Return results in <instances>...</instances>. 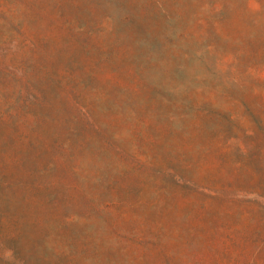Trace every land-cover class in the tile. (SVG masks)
Masks as SVG:
<instances>
[{"label":"rangeland","instance_id":"374dc122","mask_svg":"<svg viewBox=\"0 0 264 264\" xmlns=\"http://www.w3.org/2000/svg\"><path fill=\"white\" fill-rule=\"evenodd\" d=\"M254 1H39L78 30L56 44L62 60L84 72L92 121L86 130L58 105L34 149L19 142L23 163L14 172H23L9 178L11 189L0 184V224L7 215L19 232L14 239L0 232V264H8L7 248L29 264H40L39 256L51 264L64 246L72 254L64 264H213L222 249L233 264H251L259 249L257 264H264V56L215 72L197 23L210 6L225 4L228 41L219 42L220 52L233 41L258 44L264 0H257L258 26L245 16ZM87 66L115 81L98 85ZM133 74L146 91L136 93ZM196 100L209 111L199 127ZM172 165L189 180L181 188L167 176ZM117 202H137L125 222L104 207ZM133 236L147 242L137 245Z\"/></svg>","mask_w":264,"mask_h":264},{"label":"trees","instance_id":"16d2710c","mask_svg":"<svg viewBox=\"0 0 264 264\" xmlns=\"http://www.w3.org/2000/svg\"><path fill=\"white\" fill-rule=\"evenodd\" d=\"M39 1L0 0V132L6 130L5 134L2 132L0 136V184L4 190L12 188L9 178L15 177V173L23 172H14V169H18L23 163L19 142L24 141L27 148L34 149V141L39 138L41 126L50 121L52 117L49 115L58 105L68 110L67 115H73L81 120L86 130L90 129L88 127L92 121L91 112L84 102L82 79L84 72L68 66L62 60V50L56 44L63 38V33H67L66 37L72 38L78 34V30L70 29L66 20L56 12L48 13L45 7L39 5ZM254 4L255 7L245 8V16L252 26H258L262 16V5L257 0ZM226 8L225 4H213L197 19L199 39H206L205 56L214 58L215 72L221 73L231 68H241L245 59L264 56V36L258 44L247 41L245 45L240 46L233 41L234 46L220 52L219 42L227 37L223 33V26L228 19L225 14ZM86 70L89 79H93L100 86H105L101 84L103 81L105 83L115 81L112 76L94 72L89 66ZM131 85L136 93L146 91L141 78L136 74L131 78ZM196 96L202 97V92L197 91ZM200 102L196 100L194 104L191 103L197 127L209 117V111L203 108L204 105ZM179 108L180 106L177 107ZM179 113L183 119L184 113ZM7 143L9 146L3 149ZM60 150L68 151V146L61 144ZM7 151L11 154L10 158H7ZM46 152L51 156L47 149ZM55 160L53 154L51 161L54 163ZM151 164V160L144 159L143 166L150 168ZM175 167L172 165L166 169L167 176L171 177L174 188H181L182 184L189 180L178 174ZM70 171L75 174L74 168ZM67 186L72 190L76 189L72 182ZM36 189L37 187H33L32 192ZM104 207L117 212V217L125 222L128 220V212H131L132 208H137V202L133 204L117 202L112 205L106 204ZM13 219L9 220L6 215L0 224V232L7 230L9 232L7 237L12 239L19 232V225ZM226 237L228 242L231 241L228 235ZM144 239L145 236H133L130 240L138 245L147 242ZM2 243L0 242V245ZM7 249L11 253L8 256L10 259L6 261L8 264H29L26 258L16 255L15 248ZM253 253L255 257H252L251 264H257L260 250L257 249ZM242 254L243 251L240 250L235 256L240 257ZM230 255L227 250L222 249L221 259L214 261L213 264H233L224 261V258ZM0 258L6 259V256L0 254ZM71 259V252L64 246L53 253L50 263L64 264ZM46 261L39 256L40 264H45Z\"/></svg>","mask_w":264,"mask_h":264}]
</instances>
